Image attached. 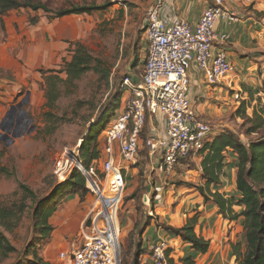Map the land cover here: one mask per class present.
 <instances>
[{"label":"rangeland","instance_id":"rangeland-1","mask_svg":"<svg viewBox=\"0 0 264 264\" xmlns=\"http://www.w3.org/2000/svg\"><path fill=\"white\" fill-rule=\"evenodd\" d=\"M34 1L48 3L52 11H33L30 8H22L8 12L6 15L10 21L14 15L24 20L22 24H14L12 35L6 36L12 43L8 44V48L12 47L8 50L17 58L19 57V61L23 64L27 65V62L33 61L29 67H35V71L42 79L41 70L43 69L62 70L61 76L66 78V65L72 60L77 44L81 43L92 55L102 59L106 66L110 67V81L106 82L101 79V76L94 71L86 73L76 81L77 86L72 87V91H67V94L62 96L53 109L57 124L47 121L43 115L49 110L45 107L47 100L44 94V80H36L38 83L36 90H33V86L22 85L21 92L11 93L7 102L9 104L7 112L0 119V165L7 168L13 175L7 177L6 174L0 172V199L7 198L17 190L19 182L33 189L38 199L48 196L53 187L59 183V175L56 171L57 158L66 150L79 149L90 126L96 120L105 115L104 120H107L109 124L115 119L122 109L120 108L121 98L127 93L125 91L123 95L120 94L123 80L129 75L140 76L143 71L148 52L146 19L151 5L155 2V0ZM92 3L110 5L107 9L95 10L91 14H72L52 19L53 14L59 8ZM262 16H264V11ZM3 29L7 34V28L3 26ZM238 73L236 69L225 80L228 81L226 89L230 92L232 106L226 118L227 125L224 127L235 131L242 141L248 144L264 135V128L259 133H248L247 130L251 123L237 114L242 102H246L247 109L250 107L247 110L248 115L253 116L255 110L261 112V109H257L256 106L252 108V105L259 104V98L258 96L251 97L242 87ZM11 77L14 76L11 75ZM236 94L240 95V99H236ZM119 96L121 98L117 101L118 107L114 105L115 108H112L111 112L108 111L115 97L119 98ZM255 99L258 100L253 102ZM153 127L162 131L159 122L156 123L149 119L143 131V138L147 136L149 128ZM99 139V148L102 152L105 142L104 135L101 134ZM233 156H235L234 159ZM233 156H229L234 160L230 164H236L238 161V155L234 153ZM190 163L193 169L191 174L196 176L195 163L192 160ZM180 183H187V181L180 180ZM87 185L90 188L88 179ZM89 194V199L93 203L96 198L91 189ZM133 194H136L134 198ZM142 197L143 194L140 191L129 195L126 186L119 213V225L116 221V229L120 227L121 264H142L140 258L136 257L137 246L141 244L133 240L129 243L124 242L122 233L123 225L128 221L124 214L129 204L137 212V215L132 216L135 229L131 238L139 235L142 226L155 218L151 213V209H155L153 200L146 205ZM131 199L134 200L129 202ZM28 203L29 207L20 226L15 231L6 233L18 248L19 254L25 251L35 236L33 218L35 202L29 200ZM193 212L195 215L192 217L198 214L196 210ZM170 243L177 248L182 247L183 244ZM150 249L148 253L151 252ZM19 254H12L3 264H13L19 258Z\"/></svg>","mask_w":264,"mask_h":264},{"label":"built area","instance_id":"built-area-1","mask_svg":"<svg viewBox=\"0 0 264 264\" xmlns=\"http://www.w3.org/2000/svg\"><path fill=\"white\" fill-rule=\"evenodd\" d=\"M235 1L210 0L196 27L179 17L168 16L164 0H155L151 5L146 19L148 52L144 68L137 81L129 75L122 82L121 90L129 94L121 111L102 132L103 155L90 167L81 161L79 149L66 150L56 160L59 182L79 169L90 181L89 189L96 198L80 238L70 250L60 253L67 264L122 262L120 227L116 229V221L119 225L126 177L117 161V143L122 159L131 163L138 162L144 147L151 157L159 154L160 167L170 174L183 162L201 156L205 143L214 136V127L197 114L191 101L189 73L196 65L208 84L213 85L224 82L236 71L224 45L228 35L217 30L220 19L229 23L239 21L229 6ZM239 97L236 94V99ZM149 119L159 122L162 132L158 129V134L143 138ZM151 200L147 193L145 204ZM173 249L169 240L159 241L148 253L150 264H170Z\"/></svg>","mask_w":264,"mask_h":264},{"label":"crops","instance_id":"crops-1","mask_svg":"<svg viewBox=\"0 0 264 264\" xmlns=\"http://www.w3.org/2000/svg\"><path fill=\"white\" fill-rule=\"evenodd\" d=\"M164 1V12L168 16L179 17L196 27L210 0ZM229 6L239 16V21L229 23L225 19H220L217 30L219 34L228 35L224 45L237 66L238 78L241 80L242 87L249 94L253 93L259 98V100L253 101L258 100L259 104L252 105V108L254 109L256 106L257 109H261L264 107V16H262L264 0H237ZM7 16L0 17V119L7 112L9 106L7 102L11 93L21 92L22 85L33 86V90H36L38 86L36 80L43 81L35 71V67H29L33 61H26L27 65L23 64L19 61V57L17 58L14 53L8 50L12 49L10 46L8 48V44H12L8 38L14 31L12 26L16 23L22 24L24 20L22 17L14 15L10 21ZM3 26L7 28L8 35ZM189 75L190 98L197 114L212 122L217 135L225 129L226 118L232 106L230 92L226 89L228 81L208 84L204 72L196 65L192 66ZM133 78L137 81L139 76L136 75ZM128 94L127 92L122 96L120 108L123 107L124 99ZM249 109L250 107H248ZM160 129L162 130V128ZM156 131L154 127L149 128L147 136L158 134ZM115 152L117 161L124 170L128 194L140 191L143 194V200H145L146 194L149 193L155 207L154 210L151 209L155 218L146 228L142 226L141 232L134 236L135 238H131V232L135 229L132 216L137 215L136 209L131 204L125 209L124 217L126 216L128 221L122 228L123 240L126 243L133 240L141 244L142 252L139 258L142 264H150L148 249L165 239L174 244L183 243L180 248L175 246L173 251L172 258L177 264H180L182 258L188 256H193L197 264H241L233 253L232 244L241 242L243 246L246 245L243 217L240 216L237 220L224 217L220 213L219 206L213 200L206 201L198 190L197 186L204 185L206 182L203 179V154L192 159L196 171V176H194L191 174L193 173L191 160L178 165L175 171L167 174L160 167V155L156 154L151 157L145 147L141 150L137 163L122 159L118 143L115 145ZM225 154L227 155V164L223 170L221 183L211 185V191H219L227 197L233 195L240 197L237 191L238 168L236 164H230L234 160L229 157L234 153L229 151ZM99 162L102 164V160ZM180 180L187 181V183H180ZM89 198L90 194L85 199H82L78 194L70 195L50 217V223L54 226V230L50 240L43 245L40 251L43 259L49 264H67L60 257V253L70 250L80 238L81 229L93 204ZM133 200L131 199L129 202ZM234 209L240 213L242 206L235 205ZM194 210L198 211L196 232L211 242L210 249L205 254L196 252L190 243L183 241L180 237H175L163 226L164 224L174 227L184 226L188 219L195 215Z\"/></svg>","mask_w":264,"mask_h":264},{"label":"trees","instance_id":"trees-1","mask_svg":"<svg viewBox=\"0 0 264 264\" xmlns=\"http://www.w3.org/2000/svg\"><path fill=\"white\" fill-rule=\"evenodd\" d=\"M109 5L92 3L59 8L53 14L52 19L63 18L72 14H91L95 10L107 9ZM22 8H30L33 11H52L48 3L44 1L0 0V17L12 10ZM34 21L36 22V18ZM90 71L96 72L106 82L110 81V67L106 66L102 59L92 55L81 43L77 44L72 60L66 65V78L61 76L62 70H41L45 83L44 94L47 100L45 107L49 109L43 113L47 121L57 124L53 109L62 96L67 94V91H72V87L77 86L76 81ZM120 94L123 95V90H120ZM250 95L251 97L254 96L253 93ZM120 98L121 96L115 97L108 111L111 112V109L115 108L114 105L116 108L118 107L117 101ZM245 103L242 102L237 114L251 123L247 130L248 133H259L264 128V107H261V112L255 110L253 116H250L247 114L248 109ZM104 119L105 115L90 126L79 147L80 159L86 167H90L94 161L101 157L99 137L108 125V121ZM210 123L213 126L212 122ZM229 151L238 155L236 163L238 168L237 191L240 197L234 195L227 197L219 191H211V185L221 183L223 170L227 164L225 153ZM202 154L204 155L203 179L206 182L204 185H198V190L203 194L206 201L213 200L219 206L220 213L224 217L230 220L243 217L246 245L243 246L241 242L233 243L234 254L241 264H264V135L246 144L235 131L224 129L217 135L214 134L211 140L205 143ZM0 172L6 174L7 177L13 175L1 165ZM89 192L87 177L79 169H75L67 180L56 184L49 195L41 199L37 198L34 190L28 185L19 182L17 190L7 198L0 199V264L6 262L12 254H19L18 248L6 233H11L20 226L29 207V200L35 202L33 209L35 236L13 264H49L43 259L40 251L43 245L50 240L54 230V226L50 223V217L68 196L78 194L82 199H85ZM135 195L133 194L132 197L134 198ZM235 205L242 206L240 213L235 211ZM150 223L148 221L143 226L146 228ZM197 223L198 217L196 215L189 218L182 227L165 224L163 226L175 237H180L183 241L190 243L196 252L205 254L209 251L211 242L196 232ZM141 252V245H138L136 249L137 258ZM169 263L177 264L173 258L169 259ZM180 264H197V262L193 256H188L182 258Z\"/></svg>","mask_w":264,"mask_h":264}]
</instances>
